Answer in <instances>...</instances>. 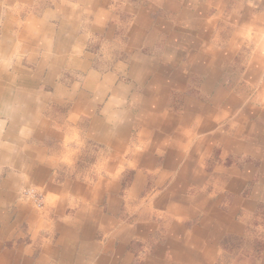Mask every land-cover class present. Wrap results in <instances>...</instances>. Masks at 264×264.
Returning <instances> with one entry per match:
<instances>
[{
  "label": "crops",
  "instance_id": "1",
  "mask_svg": "<svg viewBox=\"0 0 264 264\" xmlns=\"http://www.w3.org/2000/svg\"><path fill=\"white\" fill-rule=\"evenodd\" d=\"M232 1L0 0V264H264V10L222 37Z\"/></svg>",
  "mask_w": 264,
  "mask_h": 264
},
{
  "label": "rangeland",
  "instance_id": "2",
  "mask_svg": "<svg viewBox=\"0 0 264 264\" xmlns=\"http://www.w3.org/2000/svg\"><path fill=\"white\" fill-rule=\"evenodd\" d=\"M262 2L264 3V0H244V2L239 1L238 3H237V0H233L232 3L229 5V8H227L225 10V12L227 11L226 12V16H228L227 21H226V24L229 21L228 19H230V17H229L230 15H231L234 23L230 19V21H229V23L227 25L228 27H226V25H219L218 26L219 27L218 30H220V27H221V30H222V33L221 34L223 35L222 37H226L227 38L230 35V38H232L231 36L234 33L235 34H241L240 32H237L238 29H237V27H235V21H236V18L235 17H238V19L243 17L244 12L243 11H240L242 9L241 6H242L243 3L245 4L244 6H247V7L248 6H251V7H253V9H255V11H254L255 12V16L256 15L259 16L258 13H260V15H261L263 13V10H264V9H262V7H260V6H262ZM240 3H242V4H240ZM219 9H220V7H218L216 4H215V6H213V7H211L209 9L208 16L211 17V20H213V17H215V23H216V16L218 17V14H219ZM222 22H223V24H225V20H222ZM247 34L251 35V37L256 42V45L254 44V46H253V51H254L253 53L254 54L256 53L257 56L261 57L264 54V48H262L260 45H261V41L264 40V36H263L262 31L260 30V26H258L257 28L256 27H254V28L249 27V29H247V31L245 33H243V35H247ZM251 50L246 49V52L244 51V53H247L246 56H247V59H249V60H250ZM256 59L254 58L251 61L248 60V62H250V64L257 63ZM235 64H237V66L240 67V65L242 64V61H235ZM231 69L234 70L235 68L231 67ZM240 69H243V66ZM75 78L76 77H74L72 79L74 81L78 79V77H77V79H75ZM231 78L232 79L235 78L236 80L237 79L239 80L240 77L232 76ZM79 81H81V78L78 79V82ZM226 165L227 166L229 165L228 161H227ZM239 168H241V165H237L238 172H239V170H242L243 169V168H241V169H239ZM134 175H135L134 170H128V171H126L124 185H125V187H126L127 190L129 189V188H127V186L132 183ZM244 189H245V187H244ZM248 191H249V189H248V187H246V189L242 192V195H247L248 194L247 193ZM33 194H35L36 197L35 196H32L31 198L36 203L37 208L38 209H43L44 206H45L43 197L41 195L36 194L34 190H32V194L31 195H33ZM24 195H27V194L24 193ZM255 233H256L257 237H259V239L257 237L254 239V247H255V250L252 251L251 253L254 256L255 261H256V259L259 261L262 257H264L263 256L264 255V231H261L259 233V231L256 229ZM261 236H262V238H261ZM9 243H10V241H9ZM6 246H7V244H3L2 245L3 248H5ZM240 249L241 248H239V251L237 252V255L239 257H244L246 254H248V256H249L251 254L249 252L248 253L241 254L240 252H242V251Z\"/></svg>",
  "mask_w": 264,
  "mask_h": 264
},
{
  "label": "built area",
  "instance_id": "3",
  "mask_svg": "<svg viewBox=\"0 0 264 264\" xmlns=\"http://www.w3.org/2000/svg\"><path fill=\"white\" fill-rule=\"evenodd\" d=\"M32 196H35V197H36V195H35V194H33Z\"/></svg>",
  "mask_w": 264,
  "mask_h": 264
},
{
  "label": "bare ground",
  "instance_id": "4",
  "mask_svg": "<svg viewBox=\"0 0 264 264\" xmlns=\"http://www.w3.org/2000/svg\"><path fill=\"white\" fill-rule=\"evenodd\" d=\"M143 133V132H142Z\"/></svg>",
  "mask_w": 264,
  "mask_h": 264
}]
</instances>
